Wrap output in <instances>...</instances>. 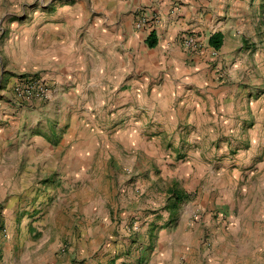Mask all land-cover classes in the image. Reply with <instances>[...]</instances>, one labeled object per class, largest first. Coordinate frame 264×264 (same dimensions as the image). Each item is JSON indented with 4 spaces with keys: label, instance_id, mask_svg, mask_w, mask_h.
I'll return each mask as SVG.
<instances>
[{
    "label": "crops",
    "instance_id": "0c3cea01",
    "mask_svg": "<svg viewBox=\"0 0 264 264\" xmlns=\"http://www.w3.org/2000/svg\"><path fill=\"white\" fill-rule=\"evenodd\" d=\"M140 15L157 21L138 30ZM151 32L154 47L145 42ZM217 32L214 49L208 39ZM184 33L199 36L202 49H185ZM27 75L53 88L48 101L15 97L12 85ZM228 134L239 153L222 156L214 178L205 151L231 148ZM263 149L264 0H0V264H34L33 251L54 246L59 231L102 230L122 180L115 175L146 170L155 185L163 163L169 186L193 191L196 206L167 205L176 220L156 226L148 264H255L264 179L246 194L239 174ZM231 161L238 167L230 171ZM256 166L259 174L264 158ZM204 177L214 185L203 188ZM50 229L58 230L52 242ZM204 230L211 236L202 240ZM95 235L72 241L90 254Z\"/></svg>",
    "mask_w": 264,
    "mask_h": 264
},
{
    "label": "rangeland",
    "instance_id": "374dc122",
    "mask_svg": "<svg viewBox=\"0 0 264 264\" xmlns=\"http://www.w3.org/2000/svg\"><path fill=\"white\" fill-rule=\"evenodd\" d=\"M224 138H226V141L232 146L231 148L229 147L223 150L222 154H219L215 157L212 156V150L205 151L208 152V155L207 153L206 155L210 158L209 166L214 172L212 173L214 178L217 177L218 171L222 166L219 165V162L222 160V156H230L232 158L235 154L239 153L237 151V139L235 136H230L228 134L224 136ZM168 150L169 149H165L162 151V158L164 160L167 159V155H165V153L167 154L169 152ZM177 156V160L184 157L182 154L181 156L177 154ZM262 158H264V149L256 150V154L252 160H247L244 162V164H241L242 167L240 168L241 172L239 175L242 185L245 184L244 181H246L248 178V182L246 183L247 188L245 191L241 190V192H245L246 194H254L256 186L260 184L257 176H262L264 179V167L261 169L259 174L256 172V164L261 161ZM163 165H166V167ZM163 165L161 164L160 168H155L156 175L160 173H169V168H167V166H169L168 163H163ZM177 167L178 171L184 169V167L181 165ZM236 167H238V165L232 161L228 166L230 171ZM193 168L195 169V167ZM142 173L144 174L141 176L133 174L135 176L129 175V177L127 173H120L118 176L115 175L118 179L122 178V180L115 183L117 188L116 192L114 191L112 196L107 198V200L111 201L112 206L108 203L106 205V208L110 210L108 219H105L104 217L100 218V222L103 223L101 224L102 230L79 231V236H76L75 229L59 231V240L54 246L47 248V243H43L41 246H39L38 250L36 249L33 251L30 257L35 258L34 260H37V262L34 264H65V261L68 262V255L70 252L74 253L73 258L69 260L70 264H86L88 262L91 264H110V262L114 260L116 264H148L150 257L153 255L155 248L154 244L156 237L158 236V229L156 226H160V223H162V225L164 223H166V225L169 223L174 224L176 219H174L172 216H169L165 210L167 205H169L167 200L169 193L168 189L171 188L169 185L172 183L168 180V175H161V179H159L158 183L153 185V183L150 181L149 172L143 170ZM138 178L141 179V181H139L140 184L132 183L136 182ZM190 178H187L188 181ZM181 179L183 182H185V176H183ZM115 181H117L116 178ZM126 182H128L129 187L131 188V191L129 190L131 194L130 197H126V195H123L122 192V189L124 188L123 186H126ZM200 184L202 187L205 186V189L214 185L212 182L209 183L205 177L201 180ZM175 187L180 189L179 186ZM119 188H121V190H119ZM190 194L191 196H194L193 191ZM193 201L194 199L189 200L188 203L181 202L178 204V206H186L189 204L196 206V203H192ZM34 207V211H37L35 214L37 216H35V218L40 217L41 204L34 201ZM156 212H158V214H155ZM216 212L217 210H212L210 216L215 222H219L221 224L220 221H223L224 217L222 215L218 216V212ZM202 214H204V212L201 210H195L191 214L190 220L195 222L197 221L195 218L201 219L200 217ZM103 220L106 221L103 222ZM104 228L106 229V232L103 230ZM172 228L174 229V227ZM172 228L166 230L167 235L171 233ZM57 232V229H50L48 234L50 237L48 240L52 242ZM90 232L96 234L94 236L96 238V243L95 251H91L89 254L87 253L89 250V244L85 245L83 242H79L78 244L75 243L74 245L72 239L73 236L77 238L89 234ZM245 232H247L248 236L250 232L253 233L252 230H242L241 234ZM103 233H105V235L102 236ZM195 233L197 234L198 232L196 231ZM196 234H194V236L198 239ZM256 234L258 237L257 245L261 246V248L257 249L256 251L255 255L258 260L255 262V264H264V262L261 260L264 259V227H262L261 230L256 231ZM202 235V240H205L207 237L211 236L210 232L206 233L205 230L202 231ZM248 236L247 240H249ZM196 241L197 240H194V245H196ZM75 242L77 241L75 240ZM204 243L205 242L203 241L199 244L204 245ZM205 247H207V245H205ZM194 248H196V246H194ZM77 254H79L80 257H77ZM242 264L249 263L245 261L242 262Z\"/></svg>",
    "mask_w": 264,
    "mask_h": 264
},
{
    "label": "built area",
    "instance_id": "2783aa9c",
    "mask_svg": "<svg viewBox=\"0 0 264 264\" xmlns=\"http://www.w3.org/2000/svg\"><path fill=\"white\" fill-rule=\"evenodd\" d=\"M157 21L156 17L147 18L140 15L134 23L136 29H142L145 25ZM182 46L189 51H198L202 49L203 42L199 36L192 33H184L181 36ZM215 54V51H213ZM12 92L15 97L25 103H33L34 101L46 102L53 93V88L45 81L35 75L20 76L12 85Z\"/></svg>",
    "mask_w": 264,
    "mask_h": 264
},
{
    "label": "trees",
    "instance_id": "16d2710c",
    "mask_svg": "<svg viewBox=\"0 0 264 264\" xmlns=\"http://www.w3.org/2000/svg\"><path fill=\"white\" fill-rule=\"evenodd\" d=\"M145 42L149 47H154L157 44V39L155 37L154 32H151L146 37ZM208 45L214 49H219L220 46L222 45V34L219 32L212 34L208 39ZM168 191L169 193H168L167 200H168L169 207H176L178 206V204L189 200L191 197L190 193H187L184 190L178 189L174 186L169 188ZM113 263L116 264L115 260L110 262V264H113ZM121 264H125V263H121Z\"/></svg>",
    "mask_w": 264,
    "mask_h": 264
}]
</instances>
